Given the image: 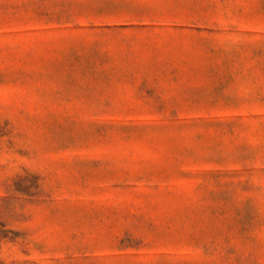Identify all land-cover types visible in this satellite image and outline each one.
I'll return each mask as SVG.
<instances>
[{
  "label": "rangeland",
  "instance_id": "374dc122",
  "mask_svg": "<svg viewBox=\"0 0 264 264\" xmlns=\"http://www.w3.org/2000/svg\"><path fill=\"white\" fill-rule=\"evenodd\" d=\"M0 264H264V0H0Z\"/></svg>",
  "mask_w": 264,
  "mask_h": 264
}]
</instances>
